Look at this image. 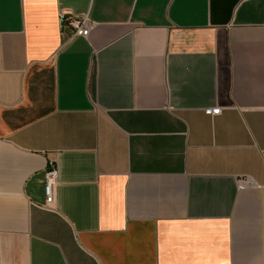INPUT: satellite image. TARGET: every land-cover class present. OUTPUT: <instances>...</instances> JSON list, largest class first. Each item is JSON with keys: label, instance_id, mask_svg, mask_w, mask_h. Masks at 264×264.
<instances>
[{"label": "crops", "instance_id": "1", "mask_svg": "<svg viewBox=\"0 0 264 264\" xmlns=\"http://www.w3.org/2000/svg\"><path fill=\"white\" fill-rule=\"evenodd\" d=\"M0 108V264H264V0H0Z\"/></svg>", "mask_w": 264, "mask_h": 264}, {"label": "built area", "instance_id": "2", "mask_svg": "<svg viewBox=\"0 0 264 264\" xmlns=\"http://www.w3.org/2000/svg\"><path fill=\"white\" fill-rule=\"evenodd\" d=\"M66 20H69V25L73 29V35H83L86 36L90 31V24L87 18H73L62 14L63 25ZM1 110V108H0ZM222 108L210 107L205 110L209 115L220 114ZM59 178V170L54 161H50L46 172H45V194H46V207L54 208L56 203L57 185Z\"/></svg>", "mask_w": 264, "mask_h": 264}, {"label": "trees", "instance_id": "3", "mask_svg": "<svg viewBox=\"0 0 264 264\" xmlns=\"http://www.w3.org/2000/svg\"><path fill=\"white\" fill-rule=\"evenodd\" d=\"M65 23H69V20H66Z\"/></svg>", "mask_w": 264, "mask_h": 264}]
</instances>
